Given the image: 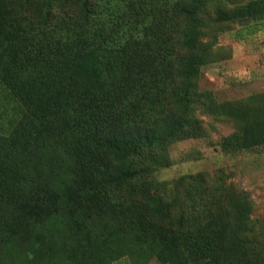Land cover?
Returning <instances> with one entry per match:
<instances>
[{
    "label": "trees",
    "instance_id": "obj_1",
    "mask_svg": "<svg viewBox=\"0 0 264 264\" xmlns=\"http://www.w3.org/2000/svg\"><path fill=\"white\" fill-rule=\"evenodd\" d=\"M239 25L263 30L264 0H0V264H264L224 169L158 178L218 129L198 110L232 123L225 153L264 147V91L200 86Z\"/></svg>",
    "mask_w": 264,
    "mask_h": 264
},
{
    "label": "rangeland",
    "instance_id": "obj_2",
    "mask_svg": "<svg viewBox=\"0 0 264 264\" xmlns=\"http://www.w3.org/2000/svg\"><path fill=\"white\" fill-rule=\"evenodd\" d=\"M241 1L245 3L248 0ZM241 27L235 26L219 37V44L229 47L232 54L205 67L200 79L201 88L212 91L220 101L264 91V29L254 34L244 30L235 35ZM198 115L205 123L213 122L218 129H212L209 137L175 143L171 148L173 164L158 171V178L171 180L186 173L203 170L215 173L220 168L224 169L229 175V183L250 193L255 205L253 217L264 221V147L252 152L225 153L218 142L222 135L233 130L232 123L215 120L200 110ZM114 264L131 263L128 258H123ZM150 264L161 263L154 259Z\"/></svg>",
    "mask_w": 264,
    "mask_h": 264
}]
</instances>
